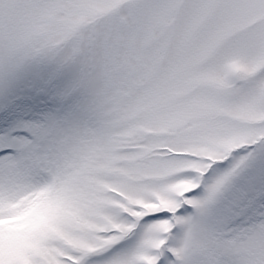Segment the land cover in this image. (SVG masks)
<instances>
[{
  "label": "snow or ice",
  "instance_id": "6c2138e0",
  "mask_svg": "<svg viewBox=\"0 0 264 264\" xmlns=\"http://www.w3.org/2000/svg\"><path fill=\"white\" fill-rule=\"evenodd\" d=\"M0 264H264V0H0Z\"/></svg>",
  "mask_w": 264,
  "mask_h": 264
},
{
  "label": "rangeland",
  "instance_id": "374dc122",
  "mask_svg": "<svg viewBox=\"0 0 264 264\" xmlns=\"http://www.w3.org/2000/svg\"><path fill=\"white\" fill-rule=\"evenodd\" d=\"M15 129H5L0 131V139H2L5 135H10Z\"/></svg>",
  "mask_w": 264,
  "mask_h": 264
}]
</instances>
